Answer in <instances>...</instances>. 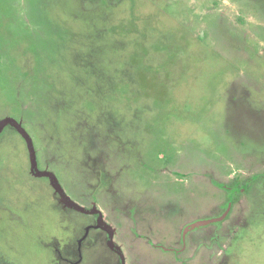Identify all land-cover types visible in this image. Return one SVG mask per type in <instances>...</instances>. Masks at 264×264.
Returning a JSON list of instances; mask_svg holds the SVG:
<instances>
[{
  "label": "rangeland",
  "instance_id": "obj_1",
  "mask_svg": "<svg viewBox=\"0 0 264 264\" xmlns=\"http://www.w3.org/2000/svg\"><path fill=\"white\" fill-rule=\"evenodd\" d=\"M262 173L264 0H0V264H264Z\"/></svg>",
  "mask_w": 264,
  "mask_h": 264
},
{
  "label": "trees",
  "instance_id": "obj_2",
  "mask_svg": "<svg viewBox=\"0 0 264 264\" xmlns=\"http://www.w3.org/2000/svg\"><path fill=\"white\" fill-rule=\"evenodd\" d=\"M103 1H108V0H103ZM121 1V0H116ZM264 182V173L259 174V175H255L251 178H248L244 181H238L235 182L233 185H231L230 190L228 192L229 196L227 198V205L228 207L231 205H235V203L237 202L238 198L240 197V195H242L243 193H248L251 190H253L254 188H256V186H258L260 183ZM228 213L227 210H225V214Z\"/></svg>",
  "mask_w": 264,
  "mask_h": 264
},
{
  "label": "water",
  "instance_id": "obj_3",
  "mask_svg": "<svg viewBox=\"0 0 264 264\" xmlns=\"http://www.w3.org/2000/svg\"><path fill=\"white\" fill-rule=\"evenodd\" d=\"M214 222V220H211V221H208V222H204L203 224H198V225H206V224H209V223H212ZM198 225H193V227H196Z\"/></svg>",
  "mask_w": 264,
  "mask_h": 264
}]
</instances>
